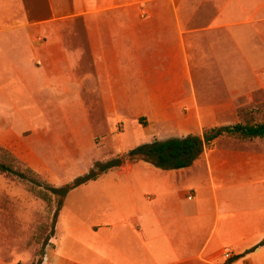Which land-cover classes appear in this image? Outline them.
Masks as SVG:
<instances>
[{"label":"crops","instance_id":"obj_1","mask_svg":"<svg viewBox=\"0 0 264 264\" xmlns=\"http://www.w3.org/2000/svg\"><path fill=\"white\" fill-rule=\"evenodd\" d=\"M22 90L52 94L64 115L52 132L91 156L123 153L125 125L145 143L256 124L264 0H0V92ZM31 130L36 142L46 131ZM8 132L15 155H41ZM63 205L37 264H264V136H219L178 169L125 161ZM12 251L0 233V264Z\"/></svg>","mask_w":264,"mask_h":264},{"label":"rangeland","instance_id":"obj_2","mask_svg":"<svg viewBox=\"0 0 264 264\" xmlns=\"http://www.w3.org/2000/svg\"><path fill=\"white\" fill-rule=\"evenodd\" d=\"M53 102L52 94L47 92L37 94L26 90L0 92V161L11 163L17 170H23L27 166L35 173L32 176L28 175L33 182L26 183L16 175L0 171V233L10 236L12 241L13 251L6 255L11 264H37L41 261L45 247L50 245L49 239L53 233L58 210L64 206L62 198L60 205L57 204V200L47 204L30 190L29 185L38 186L39 182L36 180H43L55 187L71 183H76L75 186H78L92 180L88 179L91 175L90 169L96 170L97 162L104 163L115 157L113 152H104L103 156L101 151L91 156V152L86 149L80 151L72 148L73 150L69 151L66 147L64 148L62 144L64 142L59 141L57 135L52 132L54 125H48V122L53 123V118H64L63 110L55 106H46ZM3 116L10 117L9 121ZM10 120H13L15 124H10ZM58 127L61 128L62 133H65L66 126L60 124L56 126ZM12 128L17 129L23 139L29 138V141H26L28 145L34 144L36 148L37 143L40 146L38 153L41 155L32 157L27 154L26 157H19L5 146V144H11L19 148V141L10 140L13 137L9 135L8 130ZM33 128L46 129L45 134H42V140L30 141L34 133L31 130ZM127 128L126 125L123 128L120 145H114V148L117 147L121 152L143 141L140 134L131 133V130ZM98 144L106 146L108 142L101 136ZM4 150H7L15 159H3L1 155ZM27 159L39 164L45 173H37L27 163ZM86 166H89V170L84 171ZM1 257L5 258L0 254Z\"/></svg>","mask_w":264,"mask_h":264},{"label":"trees","instance_id":"obj_3","mask_svg":"<svg viewBox=\"0 0 264 264\" xmlns=\"http://www.w3.org/2000/svg\"><path fill=\"white\" fill-rule=\"evenodd\" d=\"M227 135L239 139H252L264 136V114L260 122L256 124H234L226 126H216L207 128L202 135L186 134L179 137H169L166 139L152 138L149 142L141 143L126 152L117 154L104 163L97 162L96 170L90 169L91 175L88 179L96 178L102 171L111 166L121 165L125 161L134 159H143L150 164L162 169H178L191 165L197 159L203 150L217 137ZM3 159H15L4 150L1 155ZM0 171L18 176L22 181L33 182L30 176L35 175L34 171L25 167L23 170H17L11 163L0 161ZM30 175V176H28ZM37 175V174H36ZM38 186L29 185L33 193L44 200L47 204H51L53 200H57L60 205L61 198L76 183L66 184L61 187L51 186L45 181L36 180ZM82 182V181H81ZM264 243V239L260 242Z\"/></svg>","mask_w":264,"mask_h":264},{"label":"built area","instance_id":"obj_4","mask_svg":"<svg viewBox=\"0 0 264 264\" xmlns=\"http://www.w3.org/2000/svg\"><path fill=\"white\" fill-rule=\"evenodd\" d=\"M222 256H223V258H225L226 260H228V259H230L232 257V254H231L230 250H225L222 253Z\"/></svg>","mask_w":264,"mask_h":264}]
</instances>
